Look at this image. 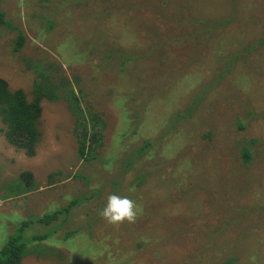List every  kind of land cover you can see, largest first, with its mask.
I'll list each match as a JSON object with an SVG mask.
<instances>
[{
  "label": "rangeland",
  "instance_id": "374dc122",
  "mask_svg": "<svg viewBox=\"0 0 264 264\" xmlns=\"http://www.w3.org/2000/svg\"><path fill=\"white\" fill-rule=\"evenodd\" d=\"M0 9L10 22L0 77L29 99L37 87L45 95L34 156L10 144L0 116V250L20 234V264H264V0ZM79 108L97 145L86 158ZM110 194L137 202L135 223L99 215ZM73 200L59 220L35 222Z\"/></svg>",
  "mask_w": 264,
  "mask_h": 264
},
{
  "label": "trees",
  "instance_id": "16d2710c",
  "mask_svg": "<svg viewBox=\"0 0 264 264\" xmlns=\"http://www.w3.org/2000/svg\"><path fill=\"white\" fill-rule=\"evenodd\" d=\"M8 26H10V22L6 19V13L4 10L0 9V27ZM25 41L26 38L24 33L19 30L16 39V48H22ZM44 96V93H42L37 87L34 92V98L29 99L23 90L10 88L8 81L5 78L0 77V116L5 128L2 130L10 144L23 150L28 156H34L36 154V147L42 135L40 122L43 113V106L41 101ZM89 113H91L90 110H88V113H84L81 111V108L77 111V122L79 123L78 128H80V131L77 130L79 139L78 154L81 158H86L88 154L93 155L97 150V145L89 144L87 146L85 133L88 126L90 128L88 122L90 117L87 119L86 114ZM131 116H133V114H131ZM94 117L95 122L91 125V139L92 141H99L101 137V132L99 130L101 129V125L98 126L97 124L102 123L96 115ZM246 157L243 153L244 163H247L248 161ZM21 177L29 187L32 186L34 176L31 171L23 172ZM76 203L77 201L73 200L66 208L41 216L37 218L35 222L49 225L54 221L59 220L60 215ZM27 227H29V222H25L23 227L21 226V230L24 228L26 229ZM21 237L22 235L20 234L12 236L3 246L0 250V264H20L28 245ZM46 237V234L34 235L32 239L39 240ZM223 264H231V262L226 261Z\"/></svg>",
  "mask_w": 264,
  "mask_h": 264
},
{
  "label": "clouds",
  "instance_id": "9594fccd",
  "mask_svg": "<svg viewBox=\"0 0 264 264\" xmlns=\"http://www.w3.org/2000/svg\"><path fill=\"white\" fill-rule=\"evenodd\" d=\"M140 213L139 205L128 196L110 194L106 206L99 215L109 224L119 227L127 223H135Z\"/></svg>",
  "mask_w": 264,
  "mask_h": 264
}]
</instances>
